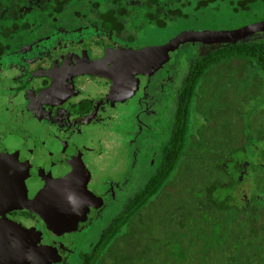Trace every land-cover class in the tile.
<instances>
[{
  "label": "flooded vegetation",
  "instance_id": "af4514ba",
  "mask_svg": "<svg viewBox=\"0 0 264 264\" xmlns=\"http://www.w3.org/2000/svg\"><path fill=\"white\" fill-rule=\"evenodd\" d=\"M167 1L170 5H164V0H0V60L10 57L19 60L5 65L9 73L15 68L16 74L9 77L13 82L8 81L7 91L1 92L3 97L0 95L3 112L0 128L23 140L27 151L53 183L67 179L72 185L83 186V192L82 187H77L76 192L73 187L61 186L64 196L72 200L69 205L75 203L68 220L70 229L61 234L46 228L37 210L15 206L4 215L30 231L31 247L43 252L51 264H79L92 254L98 238L110 224L102 223L106 213L118 207L122 211L134 197L131 194L132 198L128 199L127 194L137 182L136 172L146 173L143 178L148 180L161 166L165 147L173 137L180 93L186 83L179 88L183 70L173 60L180 47L168 63L150 76L135 75L111 81L104 76L80 72H84L88 63L106 62V69L112 68L106 61L110 51L136 52L170 41L172 38L166 42L161 40L162 30L167 28L169 18H180L179 8L185 11L186 7H181L184 3L176 6L172 0ZM78 3L80 6L73 5ZM197 3L194 0L191 7L195 12ZM82 4L86 6L85 12L80 10ZM66 9L73 10L74 16L66 17ZM12 12L17 14L13 19L8 17ZM147 26L154 32L151 40H148ZM197 27L186 31H214L210 27ZM262 39L264 32H259L238 42ZM186 44L194 55L187 78L197 58L227 46ZM0 72H3L1 65ZM199 90L196 95H200ZM15 100L21 104L17 106ZM129 106L127 139L119 145V163L123 170L116 179L103 180L96 189L90 188L96 180L90 170L95 165L92 156L103 151L95 146L98 140L94 142L91 136L109 137V129L102 123L109 122L108 118L116 110ZM256 106L248 112L254 119ZM170 114L166 120L165 116ZM80 139L86 141L81 143ZM91 144L95 147L90 148ZM96 227L99 228L96 241L86 246L87 238L82 234L91 230L94 233ZM84 247H89V251L77 252Z\"/></svg>",
  "mask_w": 264,
  "mask_h": 264
},
{
  "label": "trees",
  "instance_id": "16d2710c",
  "mask_svg": "<svg viewBox=\"0 0 264 264\" xmlns=\"http://www.w3.org/2000/svg\"><path fill=\"white\" fill-rule=\"evenodd\" d=\"M220 1L198 0L196 10ZM256 1L230 0V5L236 13H245ZM189 6L191 0L181 7ZM178 16L187 17L181 8ZM192 66L161 166L79 264H264V146L259 147L264 121L256 125L247 115L242 125H233L223 119L217 130L215 116L244 115L243 94L224 97L222 103L218 99L221 106L216 108H205L203 93L196 95L215 68L228 71L230 80L216 74L214 104L216 90L220 93L227 84L247 80V72L260 90L257 72L264 74V39L227 45L197 58ZM193 112L204 115L208 126L192 128ZM246 182L244 192L241 186Z\"/></svg>",
  "mask_w": 264,
  "mask_h": 264
},
{
  "label": "water",
  "instance_id": "95a60500",
  "mask_svg": "<svg viewBox=\"0 0 264 264\" xmlns=\"http://www.w3.org/2000/svg\"><path fill=\"white\" fill-rule=\"evenodd\" d=\"M259 32H264V21L236 30L183 31L161 46L147 47L136 52L110 51L106 61L112 68L106 69V62L88 63L84 72L80 73L104 76L111 81L135 75L150 76L168 63L172 54L186 43L230 45ZM54 169L57 170L56 167ZM63 184L65 189L73 187L76 192L77 187H82L83 192L82 185H72L67 181ZM57 193L46 170L27 151L23 140L14 137L9 130L0 128V264H51L43 252L31 247L30 231L4 215L15 206L37 210L48 229L54 234H61L70 229L68 220L72 208L61 210V200H57ZM62 213L66 217L61 216Z\"/></svg>",
  "mask_w": 264,
  "mask_h": 264
},
{
  "label": "rangeland",
  "instance_id": "374dc122",
  "mask_svg": "<svg viewBox=\"0 0 264 264\" xmlns=\"http://www.w3.org/2000/svg\"><path fill=\"white\" fill-rule=\"evenodd\" d=\"M76 1V0H75ZM174 3H176V6H180L181 4H185L187 0H172ZM85 1H82L81 3H83ZM164 5H170L169 2L167 0H164L163 2ZM74 6H80V4H73ZM194 5V0H191V6L186 7L184 13L187 15V17L185 18H172V19H168V25L167 28H165L163 31V37L161 40L163 41H167L170 40L171 38H173L174 36H176V34H178L181 31H186V30H193L198 28L197 26H199L201 29H204L205 27H210L213 28L214 31L217 30H236L241 28V26H246L247 21L249 20H254V19H259L260 21H264V0H257L254 4H252L250 6L249 11L243 13V12H235L233 10V7L230 5V0H223L220 1V3L218 2L217 4H213L208 6L207 8H203L200 9L198 11H194L193 8H191ZM72 8V7H70ZM68 8V9H70ZM174 8V6L172 7ZM66 9L64 12V15L66 17H73L74 16V11L73 10H68ZM68 10V11H67ZM81 11L85 12L86 10V6L84 4H82L81 6ZM201 25V26H200ZM249 25V24H248ZM239 27V28H238ZM146 33L148 36V40L153 39L152 35L154 32H152V28L147 26L146 27ZM159 33V32H158ZM142 42V37H140ZM194 55L192 54L191 49L189 48V45H183L181 46L174 54L173 56V60H175V62H178V66L181 64V69L183 70V76L179 77V82H178V86L179 88L186 82V78L188 76V72L191 69V63L193 60ZM18 60L17 57H10V58H6V59H2L0 60V65L2 66V70L3 72H0V95L1 97L2 93L6 92L8 89V81H12L13 79H9V77H11L12 75L14 76L16 74V69L13 68L10 73L8 72V69H5V65H7V63H16ZM180 63V64H179ZM171 64V62H170ZM183 64V65H182ZM9 74V75H8ZM216 74L217 75H221V77H224V79L226 80H230L228 78H226V76L230 75L229 72L224 71V70H218V69H214L213 71H209L207 77L200 83L203 84V86L200 88V90L198 92H200V94H202V97L205 103V108L209 105L212 108H216L218 105V107H220L221 105H219L220 103H222L221 101L224 99L229 100L230 98H232V96H236V94L238 92H241L243 94V99H244V110H243V116L241 117H237L235 116L234 118H228V117H216L215 116V121H212L217 127V130L221 128V124L224 123L222 120L226 119V120H230L229 122H232L233 125H242L244 122L245 117H247L248 112L251 110V107L253 105H257L256 106V118L254 119L255 124L258 125L262 120L264 121V74L262 72H257V78H258V82H260V90H256L254 85V80H252V78H250L252 75L250 74V72H247V75H244L243 77L246 78L247 80H242L238 83H235V85L233 84H227L226 87H224V89L219 93L218 90H216L217 94L215 95L216 97L214 98L217 104H214L212 101L213 96V91L215 90V88H213L215 85V81H218L216 79ZM215 75V77H214ZM211 81L213 82L212 84H209L208 82ZM209 85V87L211 88H207L206 83ZM257 84V83H255ZM244 87V88H243ZM207 88V89H206ZM215 92V93H216ZM205 94V95H204ZM241 98V96H239ZM238 98V97H237ZM220 99V103L219 100ZM15 104L18 106L19 104H21V102L19 100H15L14 101ZM219 103V104H218ZM228 103V102H226ZM215 106V107H213ZM238 106V105H237ZM232 109H236V107H231ZM16 109V108H15ZM14 109V110H15ZM39 110V109H38ZM131 110L130 106L129 107H122L120 108V110H116L113 115H111L110 118H108L109 122L102 123L103 127H105V125L107 127L108 132H110L109 137L105 136V135H97L99 137V139L97 138V136L92 137L91 139L98 140V144L95 146H100V148H102V152L99 154H96L95 156H92V160L95 162L94 167H92L91 170V174L94 175L96 177V180H93V184H90V188L96 189L95 187L97 186L98 182H103V180L106 179H116L117 176L119 175V173L123 170L122 167H120V163H119V154H120V148L119 145L122 142H125V139H127L126 137V132L128 130L129 124H130V120L127 117L128 111ZM32 111V110H31ZM3 114V112L0 111V115ZM170 115H166L165 119L167 120V117H170ZM254 118V115H251ZM228 118V119H227ZM191 124H192V128L195 126V129L201 127V126H208V119L202 115V114H197L196 112L191 113ZM242 123V124H241ZM108 124V125H107ZM213 125V126H215ZM235 127V126H234ZM228 128H232V126L228 127ZM212 133V131H210ZM104 134H106V132H104ZM90 136V135H89ZM88 136V137H89ZM102 140V141H101ZM81 143H83L84 141H86V139H80ZM261 144L259 145V147H263L264 146V140L261 139ZM76 143H80L79 141H75ZM90 148L91 147H95L93 144L89 145ZM91 157V156H90ZM45 167L47 169H52V167L50 165L44 164ZM55 171V170H53ZM94 173V174H93ZM137 177V182L136 184L132 185V193L129 191V193L127 194L128 199L132 198L135 194V192L139 191V188L143 186V184L146 182L147 178H143L146 173H143L140 171L136 172ZM151 175V174H150ZM63 181V182H62ZM66 181H68L67 179H63V180H59V181H55L54 185L57 187L58 190V199L57 200H61V210L65 208V210L67 211L68 207L71 208V206H74V202L71 204V206L68 204L69 201H72L71 199H69L68 197L63 196V191L62 188L60 186H63ZM92 183V182H91ZM247 185H249L248 182H246L245 184H243L241 187L244 189V192H246L248 190ZM138 186V187H137ZM132 194V197H130ZM60 195H62V199L60 198ZM130 197V198H129ZM58 206V204H57ZM56 206V207H57ZM55 207V209H56ZM121 207H118L117 209L114 210H110L109 212L106 213V216H104L105 221H103L102 223H104V225H107L110 223V221L115 217V215H117L118 213H120ZM64 210V211H65ZM61 216H64V213L60 214ZM82 215V214H81ZM79 215V216H81ZM66 217V216H64ZM43 223L46 225V228H48L45 220H43ZM100 223V224H102ZM99 224V225H100ZM98 225V226H99ZM97 226V227H98ZM96 227V228H97ZM99 228H97L94 233L93 230L89 231L86 234H82L83 238H87L86 240V246L88 245L89 242H94L96 241L98 235H99ZM102 229H104V227H102ZM89 247H84V248H78L77 252L78 253H86L89 251ZM82 255V254H81Z\"/></svg>",
  "mask_w": 264,
  "mask_h": 264
}]
</instances>
